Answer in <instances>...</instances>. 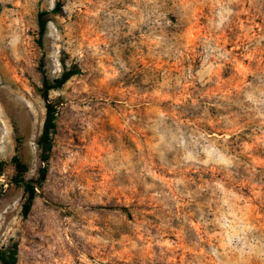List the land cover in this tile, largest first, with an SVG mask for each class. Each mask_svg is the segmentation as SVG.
Segmentation results:
<instances>
[{
	"label": "rangeland",
	"instance_id": "1",
	"mask_svg": "<svg viewBox=\"0 0 264 264\" xmlns=\"http://www.w3.org/2000/svg\"><path fill=\"white\" fill-rule=\"evenodd\" d=\"M0 167L17 264H264V0H0Z\"/></svg>",
	"mask_w": 264,
	"mask_h": 264
},
{
	"label": "trees",
	"instance_id": "2",
	"mask_svg": "<svg viewBox=\"0 0 264 264\" xmlns=\"http://www.w3.org/2000/svg\"><path fill=\"white\" fill-rule=\"evenodd\" d=\"M63 12V3L59 2L53 11L51 12L52 14H61ZM49 15L48 12H41L39 13V24L41 27V31L44 32L46 29V24H47V19L46 17ZM81 74L80 70L77 69H70V70H65L63 73L62 77L57 79L55 81L54 85L47 86L48 87H58L62 85L65 81L70 79L71 77L75 75ZM47 116L44 124V130L42 133V136L39 140V146L41 148V161L43 163L42 168L40 169L39 172V179L34 182V181H26L25 178L21 175L24 171V165L17 161L15 162L16 169L19 171L20 177L15 180V183L17 184H22L26 188V200L25 203L23 204L22 208V214L23 217H28L34 201L36 199V196L38 195L37 193V188H42L44 183L46 182L48 172H49V160H50V153L52 150V143H53V136L56 133L57 129V108L56 105L49 102L47 99ZM0 173H1V167H0ZM1 175V174H0ZM0 261L2 264H17V249L16 246L13 250H10V252H6L5 250L0 252Z\"/></svg>",
	"mask_w": 264,
	"mask_h": 264
}]
</instances>
